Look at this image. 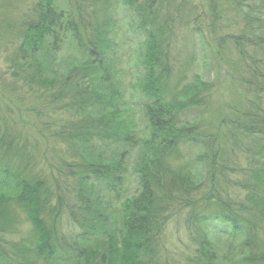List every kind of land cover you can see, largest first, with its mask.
<instances>
[{
  "label": "trees",
  "instance_id": "obj_1",
  "mask_svg": "<svg viewBox=\"0 0 264 264\" xmlns=\"http://www.w3.org/2000/svg\"><path fill=\"white\" fill-rule=\"evenodd\" d=\"M174 1L92 0L86 5L85 0H36L28 9L24 22L26 30L17 49L21 60H31L35 65L51 70L62 48L73 49L72 61L64 69L66 71L54 72L65 85L66 95L72 98L77 115L85 122L69 143L81 158L75 196L84 219L79 221L72 210H68L70 218L80 228L71 244H67L73 261L83 260L82 264H162L160 232L165 219L161 215L170 211L168 207L172 201L169 195L162 193V181L168 189L188 188L184 177V189H181L177 179L179 173H173L171 166L166 164L167 155L180 145L188 144L187 141L195 145L201 155V138L192 132L198 115L192 113L187 117L183 111L199 105V94L207 86V82L197 75L192 83L184 85L180 81L183 78L179 81L176 78L175 61L168 45L175 24H190L195 47L189 59L196 58L199 63L198 53H203L204 60L208 55L206 45L224 37L230 38L232 48L240 57L245 56V44L250 45L251 41H255L264 53V0L256 5L254 0H223L216 6L211 0L208 4L206 0H189L188 4L177 1L171 9ZM222 10L238 12L244 24L243 32L210 38L208 27L211 25L214 29L215 11ZM116 19H120L118 21L125 29L123 38L117 37ZM123 41L135 49L134 78L128 92L140 101L139 129L145 134L141 142L146 151L135 167L139 189L114 207L123 186L122 159L127 152L124 146H132L137 138L131 118L133 108L127 105L131 103L127 101L132 100L119 88L114 72L117 47ZM256 75L262 83L259 89L264 91V72H256ZM42 79L41 75H36V82L47 87ZM259 131L264 133V128ZM6 139L0 137V221L7 218V207L22 210L35 239L28 238L35 241L28 250L39 260L49 263L68 260L63 247L66 245L64 237L58 234L61 212L58 206L63 202L62 196L54 195L41 172L26 167L27 162L26 168L18 167L19 147ZM100 140L114 144L120 151L111 158L96 153L93 143ZM263 146L264 143L259 151ZM213 169V165L207 168L210 175ZM190 177L189 186L195 187L199 177ZM256 180L257 187L264 190V166ZM251 193L247 202L253 203L252 207L244 206L246 204H236V209H231L230 204L223 207L219 195L212 198L214 204H207L212 206L210 211L200 214L193 211L186 218L198 237L195 264H234V258L237 264H264V236L257 228V223L264 222V214L261 217L256 214L257 205L264 204V195ZM53 199L55 203L52 204ZM206 199L211 202L209 195ZM118 217L120 224L116 226L113 221L117 222ZM221 235L226 238L223 253L217 246ZM21 245L13 251L25 257V243ZM0 258L15 264L1 248Z\"/></svg>",
  "mask_w": 264,
  "mask_h": 264
},
{
  "label": "rangeland",
  "instance_id": "obj_2",
  "mask_svg": "<svg viewBox=\"0 0 264 264\" xmlns=\"http://www.w3.org/2000/svg\"><path fill=\"white\" fill-rule=\"evenodd\" d=\"M35 1L0 0V137L4 136L14 147H19L18 167H25L27 162L26 167L41 172L54 195L58 193L62 196L63 202L58 206L61 208L58 234L64 237L66 245L63 247L69 259L49 263L35 257L28 250L35 243L28 240L29 237L35 240L31 234L32 226L25 213L13 206L5 209L7 218L0 221V248L7 251L15 264H82L83 260L73 261L67 245L71 244L76 237L75 233L80 229L70 218L68 210H72L79 221L84 220L75 196L81 158L69 143L85 122L77 115L72 98L66 95L60 76L54 73L66 71L64 69L72 61L73 49L62 48L56 55L51 70L35 65L31 60L20 59L17 49L26 30L24 22L28 9ZM177 1L189 3V0H175L171 9L177 5ZM211 1L216 6L223 0ZM260 1L254 0L253 3L256 5ZM91 2L92 0H85L86 5ZM209 2L206 0V4ZM215 15L217 21L214 29L208 25L207 33L210 38H220L226 34L239 35L243 32L244 24L237 11H215ZM118 20L115 30L117 37L123 38L125 29ZM189 25L186 22L176 23L168 45L175 61L173 72L179 78L178 81L183 78L180 80L181 85L192 83L195 75L207 82L204 91L199 94V105L195 109L183 111L187 117L192 113L198 115L192 132L201 138L199 144L202 150L201 155H198L195 145H190L187 141L188 144L180 145L167 155L166 164L171 166L173 173H179L177 179L181 183V189H184V177L188 188L168 189L165 181H162V193L169 195L172 200L168 207L171 208L170 211L161 215L165 219L160 232V241L163 243L162 264H195L199 248L198 237L193 232L194 226L190 228L186 218L193 211L197 214L210 211L212 206L207 204H214V196H221L223 207L230 204L231 209H236V204L253 206V203L247 202L251 192L264 195V190L257 187L256 180V175L264 166L261 165L264 162V146L259 151L264 143V133L259 131L264 128V91L259 89L262 83L260 76L256 75V72H264V53L255 41H251L250 45L245 44V56L240 57L232 48L230 38L224 37L206 45L208 55L204 60L201 57L203 53H198L200 63L196 58L190 60L195 39ZM134 50L132 45L123 41L117 47L118 58L114 68L119 88L125 91V97L132 100L127 101L131 102L127 105L133 108L131 118L137 129L135 143L124 146L127 152L122 159L123 186L120 197L113 203L114 207L121 205L126 197L139 189L135 167L146 151L141 142L145 134L139 129L140 101L135 100L128 92L134 78ZM37 74L41 75L47 87L36 82ZM102 141L93 143L96 153L111 158L120 151L114 144ZM256 158H259L258 162ZM211 165L214 169L210 175L207 168ZM190 175L199 177L195 187L189 186ZM208 195L211 202L206 199ZM256 214L259 217L264 214V204L257 205ZM117 220L113 221L116 226L120 224L119 217ZM257 228L260 235L264 236V222L257 223ZM225 239L223 235L219 237L217 246L221 253L225 251ZM21 243H25L23 252L26 258L13 251L21 248ZM0 260H3L0 264H9L2 258ZM233 263L237 264L235 258Z\"/></svg>",
  "mask_w": 264,
  "mask_h": 264
},
{
  "label": "bare ground",
  "instance_id": "obj_3",
  "mask_svg": "<svg viewBox=\"0 0 264 264\" xmlns=\"http://www.w3.org/2000/svg\"><path fill=\"white\" fill-rule=\"evenodd\" d=\"M69 248H70V247H69ZM56 249L58 250V249H59V247L57 246V247H56ZM70 253H71V255H72V251H71V250H70ZM72 256H73V255H72Z\"/></svg>",
  "mask_w": 264,
  "mask_h": 264
}]
</instances>
